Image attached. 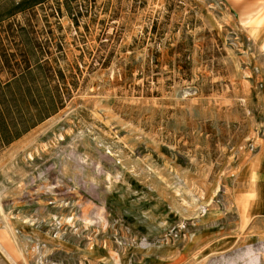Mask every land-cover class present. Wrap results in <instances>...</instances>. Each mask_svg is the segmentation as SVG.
<instances>
[{"label": "rangeland", "instance_id": "rangeland-1", "mask_svg": "<svg viewBox=\"0 0 264 264\" xmlns=\"http://www.w3.org/2000/svg\"><path fill=\"white\" fill-rule=\"evenodd\" d=\"M258 19L0 0V264H264Z\"/></svg>", "mask_w": 264, "mask_h": 264}, {"label": "crops", "instance_id": "crops-1", "mask_svg": "<svg viewBox=\"0 0 264 264\" xmlns=\"http://www.w3.org/2000/svg\"><path fill=\"white\" fill-rule=\"evenodd\" d=\"M238 22L255 17L264 19V0H223ZM260 20V19H258ZM262 28V27H261ZM247 29V28H246ZM259 27L255 31H259ZM248 32V31H247ZM257 39H264V28ZM264 148V147H263ZM263 150V149H262ZM264 185V184H263ZM260 191H264V187ZM264 197V196H263Z\"/></svg>", "mask_w": 264, "mask_h": 264}, {"label": "built area", "instance_id": "built-area-1", "mask_svg": "<svg viewBox=\"0 0 264 264\" xmlns=\"http://www.w3.org/2000/svg\"><path fill=\"white\" fill-rule=\"evenodd\" d=\"M38 247H39L38 251H41L42 248L46 247V244H45V243H43V244L40 243V244L38 245ZM51 259H53V258H51ZM49 261H50V259L47 258L46 256L39 255V256L37 257V264H46V263H48ZM51 264H61V262H60V260H58V259H53V260L51 261Z\"/></svg>", "mask_w": 264, "mask_h": 264}]
</instances>
